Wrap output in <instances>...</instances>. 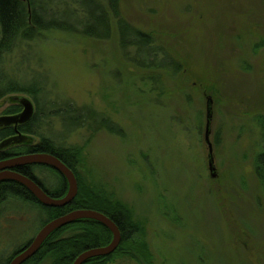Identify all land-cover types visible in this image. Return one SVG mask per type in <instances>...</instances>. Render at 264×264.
<instances>
[{
    "label": "rangeland",
    "instance_id": "374dc122",
    "mask_svg": "<svg viewBox=\"0 0 264 264\" xmlns=\"http://www.w3.org/2000/svg\"><path fill=\"white\" fill-rule=\"evenodd\" d=\"M36 2L57 31L18 42L1 71L16 84L38 85L46 107L72 101L110 119L71 134L78 119H51L41 134L83 149L82 181L144 225L155 264H264V195L253 168L260 151L254 121L264 116V0H117L109 18L108 0ZM131 27L149 34L179 71L137 66L170 62L160 53L149 62L151 50L141 44L128 48L139 41ZM153 75L154 87L146 81ZM15 97L34 103L28 94L6 96L0 117L18 104ZM208 98L215 179L205 141ZM34 173L60 191L51 169ZM2 202L1 264L46 219L22 199Z\"/></svg>",
    "mask_w": 264,
    "mask_h": 264
},
{
    "label": "trees",
    "instance_id": "16d2710c",
    "mask_svg": "<svg viewBox=\"0 0 264 264\" xmlns=\"http://www.w3.org/2000/svg\"><path fill=\"white\" fill-rule=\"evenodd\" d=\"M106 5V17L109 16V11L117 15V0H108ZM36 0H0V101L6 96L12 94H28L32 96L36 112L31 122L20 127V131L25 135L40 138V142L31 146L28 149H21V152L30 151L32 153L50 154L59 158L69 169H71L78 180L79 192L76 199L68 206L63 208H48L41 205L34 196L21 185L14 182H4L0 184V206L2 201L7 198L22 199L24 202L37 205L46 214V219L43 221L42 228L52 220L64 216L76 210H93L106 215L119 228L122 236V241L119 248L111 255L106 257L94 258L87 261L85 264H113L118 259L133 260L137 264H155V256L150 250V246L146 240V229L143 224L135 220L133 214L124 205L113 201L111 197L103 192L89 188L79 174V168L82 160V148H63L57 146L50 137L41 134V130L45 129L51 119H59L60 122L70 123L77 122L79 124L71 127V133L77 131V128H90V123L95 121L108 122L110 119L103 114L95 112L88 107H78L72 101L49 103L46 107L41 104V89L36 84L19 85L7 80L5 74L1 71L4 56L12 51L16 44L20 41H32L40 37L44 32L57 31V27L52 23L46 22L45 16L41 12ZM44 17V18H43ZM92 17V15H91ZM120 23H125L120 21ZM127 24V23H125ZM129 26V25H128ZM132 28V27H131ZM130 34L138 39L137 43L129 42L127 47L141 44L151 50L149 59H157L160 53L162 59L170 62L167 66L153 64L140 65L142 69L148 70H164L175 74L179 71L180 65L169 56L153 46V38L149 34L138 31L132 28ZM142 54V52H140ZM161 59V60H162ZM159 60V59H158ZM136 64V63H135ZM156 76H150L148 80L155 85ZM42 111V113H41ZM21 112V106L11 107L6 111L7 115H16ZM76 117V118H75ZM68 123V122H67ZM254 123L258 126L260 132V151L254 156V173L258 180L261 193L264 195V116H258ZM70 130V129H68ZM12 133L5 129H0V143L11 136ZM10 155L0 153V161L9 158ZM43 167V166H42ZM34 169V168H33ZM55 172L54 170H52ZM16 172L34 180L41 188L53 198H62L68 190V185L63 176L55 172L61 181L59 192H51L43 182L34 174L24 170H16ZM113 239L112 233L102 224L93 220H79L70 225H67L55 231L44 242L38 253L25 264H73L75 260L85 251L106 247ZM31 242V241H30ZM13 258L11 255L3 264H9ZM1 264V263H0Z\"/></svg>",
    "mask_w": 264,
    "mask_h": 264
},
{
    "label": "water",
    "instance_id": "95a60500",
    "mask_svg": "<svg viewBox=\"0 0 264 264\" xmlns=\"http://www.w3.org/2000/svg\"><path fill=\"white\" fill-rule=\"evenodd\" d=\"M13 100L21 106L22 111L16 115H6L0 117V129L15 127L17 135L1 142L0 150L7 149L13 145L21 143H30L29 136L19 132L17 127L32 121L36 112L35 105L32 100L26 97H15ZM212 104L213 102L211 98H208L205 141L209 146V171L211 178L215 179L217 174L213 157V146L210 141ZM26 166H45L63 176L68 185V190L65 196L62 198H53L49 196L34 180L15 171L18 168ZM4 182H14L21 185L26 188L41 205L48 208H63L70 205L76 199L79 192L78 180L74 172L56 156L43 153L17 156L0 161V184ZM79 220H93L102 224L112 233L113 239L106 247L85 251L75 260L73 264H85L91 259L109 256L119 248L122 241L121 232L110 218L93 210H76L46 224L38 232L35 238L26 247H24L9 264H25L38 253L50 235H52L55 231Z\"/></svg>",
    "mask_w": 264,
    "mask_h": 264
},
{
    "label": "flooded vegetation",
    "instance_id": "af4514ba",
    "mask_svg": "<svg viewBox=\"0 0 264 264\" xmlns=\"http://www.w3.org/2000/svg\"><path fill=\"white\" fill-rule=\"evenodd\" d=\"M31 122V121H30ZM28 124V123H27ZM27 124H25V125H27ZM25 125H21V126H18L17 127V130L19 131V132H21L20 131V127H22V126H25ZM5 130H7V131H10V133H12V135L11 136H9L8 138H11V137H14V136H16L17 135V131H16V128L15 127H10V128H7V129H5ZM22 133V132H21ZM24 134V133H23ZM8 138H6V139H8ZM5 139V140H6ZM4 141V140H3ZM33 145H36V144H32L31 142L30 143H28V142H26V143H21V144H18V145H13L12 147H9V148H7V149H4V150H0V153H4L5 155H7V154H9L10 155V157L9 158H6V159H10V158H13V157H17V156H24V155H29V154H37V153H32V152H30V151H24V153L23 152H21V149H28V148H30L31 146H33ZM6 159H3V160H6ZM3 160H1V161H3ZM37 166H26V167H21V168H18V169H16V170H24V171H27V173L29 172L30 174H34L35 175V173H34V169L36 168ZM43 167H45V166H43ZM34 168V169H33ZM46 168H48V167H46ZM50 169V168H49ZM15 170V171H16ZM52 170V169H51ZM36 176V175H35ZM37 177V176H36ZM30 243V242H29ZM29 243H27L26 245H24V246H22V247H20V248H18L12 255H13V258L16 256V255H18L20 252H21V250L24 248V247H26ZM12 258V259H13ZM12 259L10 260V262L12 261ZM9 262V263H10Z\"/></svg>",
    "mask_w": 264,
    "mask_h": 264
}]
</instances>
